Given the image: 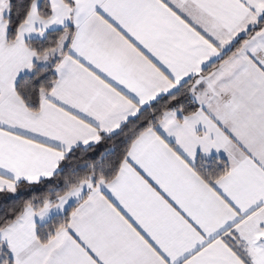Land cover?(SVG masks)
<instances>
[{"label": "snow or ice", "instance_id": "1", "mask_svg": "<svg viewBox=\"0 0 264 264\" xmlns=\"http://www.w3.org/2000/svg\"><path fill=\"white\" fill-rule=\"evenodd\" d=\"M0 264H264V0H0Z\"/></svg>", "mask_w": 264, "mask_h": 264}]
</instances>
